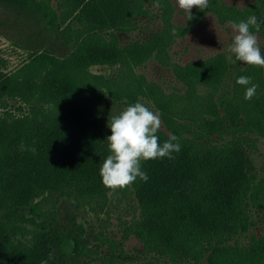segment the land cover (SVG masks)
<instances>
[{"label": "trees", "instance_id": "16d2710c", "mask_svg": "<svg viewBox=\"0 0 264 264\" xmlns=\"http://www.w3.org/2000/svg\"><path fill=\"white\" fill-rule=\"evenodd\" d=\"M53 1L0 0L35 10L61 27L66 2L57 0L56 8ZM216 3L229 7L224 0ZM152 7L160 8L163 28L121 48L117 31L137 29ZM175 11L172 0H89L83 15L66 29L90 24L94 34L70 56L43 54L20 71L35 85L26 92L8 91L11 101L19 97L22 102L16 106L3 100L0 113V264H70V256L83 254V264H120L132 236L143 244L140 264H264V175L244 171L235 142L243 128L220 118L202 122L205 107L215 103V71L207 76L172 61L174 39L194 30L197 14L192 12L181 26L174 21ZM154 59L187 86L185 94H168L159 82L137 72ZM90 66L112 72L97 74ZM199 84L212 91L199 96ZM109 96L126 98L122 108L139 102L159 111L167 130H158L160 143L176 135L181 144L173 159L142 162L147 182L137 178L123 190L105 187L100 176L110 154L108 123L116 116L107 108ZM142 98L152 99L156 108ZM216 105L228 111L224 100ZM246 115L247 127L252 114ZM117 191L131 192L140 213L126 224L121 241L108 229L99 233L97 239L110 252L88 246L85 235L60 231L62 200L98 204Z\"/></svg>", "mask_w": 264, "mask_h": 264}, {"label": "rangeland", "instance_id": "374dc122", "mask_svg": "<svg viewBox=\"0 0 264 264\" xmlns=\"http://www.w3.org/2000/svg\"><path fill=\"white\" fill-rule=\"evenodd\" d=\"M64 1L68 12L66 23L61 27L50 24L45 16L35 10H24L0 2L1 114L4 111L3 100H8L16 106L20 105L18 102H22L19 97L18 100L11 101V98L6 95L8 91L26 92L35 85V81L29 78V74H20L22 69L43 54L50 53L66 58L77 49L90 32L94 34L90 24L79 27L76 23L71 29H66L68 23L77 15H83L82 12L89 0ZM172 1L176 6L175 23L186 26L187 13L178 8L176 0ZM224 1L231 9L218 5L216 0H210L208 8L204 11L193 8L192 12L197 11L194 18L196 27L185 36L174 39L170 55L177 65L190 66V71L199 68L198 71L203 70L207 76H213L212 70L215 71L216 80L213 86L216 87L213 89L215 103L219 104L222 99L229 108L226 111L225 108H218L217 105L215 107V103H213L214 106L211 104L205 107L202 122L205 118L213 121H218L220 118L227 125L243 128L235 135V142L240 145L245 159L244 171L248 176L264 175V68L236 61L235 54L230 51L236 35L232 24L246 21L250 16H256L259 30L252 26L251 31L257 36L261 53L264 55V0ZM53 5L58 7L57 0L53 1ZM152 12L151 15L139 20L137 29L117 31L121 48H125L133 40L142 39L151 32H157L163 28L160 8L152 7ZM89 70L97 74L112 72L108 67L102 66H92ZM137 72L144 74L149 80L159 82L168 94L181 95L188 90L171 68L164 67L155 59L138 67ZM240 76H249L252 83L258 85L256 95L251 100L244 98L245 86L236 83ZM196 90L199 96L204 97L212 91V88L199 84ZM105 100L108 102V110L116 116L126 109L121 107L127 102L126 98L122 101H115L112 97ZM142 100L152 109L156 108V103L152 99L142 98ZM154 113H158L161 119L160 129L167 131L160 112L156 110ZM246 114H252L251 125L247 127ZM231 118L234 119V124ZM139 213L136 197L129 191H117L111 195L110 199L98 204H77L74 201L62 200L57 207V225L64 234H74L81 238L85 235L89 241L88 246L94 248L100 246L108 253L110 247L97 239L99 233L108 229L107 232L112 238L121 241L126 224L139 216ZM258 233L261 232L258 231ZM124 249L128 255H126V261L120 264H140L143 261V244L135 236L125 241ZM86 260L87 257L83 254L70 256L69 261L70 264H83Z\"/></svg>", "mask_w": 264, "mask_h": 264}, {"label": "clouds", "instance_id": "9594fccd", "mask_svg": "<svg viewBox=\"0 0 264 264\" xmlns=\"http://www.w3.org/2000/svg\"><path fill=\"white\" fill-rule=\"evenodd\" d=\"M176 4L187 13L188 20H191L192 9L204 11L209 6V0H176ZM252 26L259 30L256 16L232 24L236 35L230 51L235 54L236 61L264 68V55L261 53L257 36L251 31ZM236 83L245 86L246 100H251L256 95L258 85L252 83L251 77L240 76ZM108 127L111 135L106 139L110 154L100 168V176L103 185L111 190L126 189L137 178L147 182L148 175L142 170V162L173 159V153L181 150L180 138L176 135H171L163 144L160 143L157 135L161 127L159 114L139 102L128 106L118 116L112 117ZM31 151L35 153V147H32ZM42 264H47V261H42Z\"/></svg>", "mask_w": 264, "mask_h": 264}]
</instances>
